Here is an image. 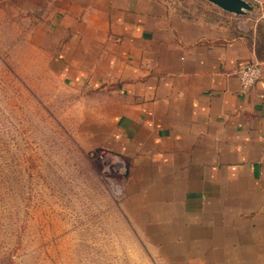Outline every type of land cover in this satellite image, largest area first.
Returning <instances> with one entry per match:
<instances>
[{"label": "crops", "instance_id": "obj_1", "mask_svg": "<svg viewBox=\"0 0 264 264\" xmlns=\"http://www.w3.org/2000/svg\"><path fill=\"white\" fill-rule=\"evenodd\" d=\"M31 1L41 60L126 165L119 264H264V80L237 74L257 40L160 0Z\"/></svg>", "mask_w": 264, "mask_h": 264}, {"label": "rangeland", "instance_id": "obj_2", "mask_svg": "<svg viewBox=\"0 0 264 264\" xmlns=\"http://www.w3.org/2000/svg\"><path fill=\"white\" fill-rule=\"evenodd\" d=\"M160 1L249 35L264 50V0H246L253 10L244 15L207 0ZM40 19L31 0H0V264H119L133 258L132 240L121 238L130 229L126 165L92 146L86 94L41 60Z\"/></svg>", "mask_w": 264, "mask_h": 264}, {"label": "built area", "instance_id": "obj_3", "mask_svg": "<svg viewBox=\"0 0 264 264\" xmlns=\"http://www.w3.org/2000/svg\"><path fill=\"white\" fill-rule=\"evenodd\" d=\"M237 74L241 83L242 93H248L252 88L264 80V68L261 64L256 62H249L242 64L238 70ZM105 153H101L100 156H104ZM112 155V154H111Z\"/></svg>", "mask_w": 264, "mask_h": 264}, {"label": "water", "instance_id": "obj_4", "mask_svg": "<svg viewBox=\"0 0 264 264\" xmlns=\"http://www.w3.org/2000/svg\"><path fill=\"white\" fill-rule=\"evenodd\" d=\"M222 10L235 14L244 15L253 10V7L246 0H207Z\"/></svg>", "mask_w": 264, "mask_h": 264}]
</instances>
